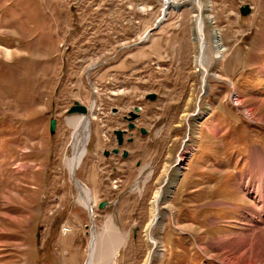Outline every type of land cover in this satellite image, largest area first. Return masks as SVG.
<instances>
[{
    "label": "rangeland",
    "instance_id": "1",
    "mask_svg": "<svg viewBox=\"0 0 264 264\" xmlns=\"http://www.w3.org/2000/svg\"><path fill=\"white\" fill-rule=\"evenodd\" d=\"M262 70L264 0H0V264H88L93 242L95 264H230L218 239L264 217ZM76 103L90 109L75 180L93 222L66 165ZM136 107L121 153L104 156ZM165 181L156 248L145 231Z\"/></svg>",
    "mask_w": 264,
    "mask_h": 264
},
{
    "label": "bare ground",
    "instance_id": "2",
    "mask_svg": "<svg viewBox=\"0 0 264 264\" xmlns=\"http://www.w3.org/2000/svg\"><path fill=\"white\" fill-rule=\"evenodd\" d=\"M172 4H173L172 1H167L165 3V7H164L165 15L168 12V6H170ZM196 4H197L198 10H199L198 15H197V23H196V37H197V41L199 43V48H200V52H199V54L196 57V64L200 68H202L204 70V76H205V73H207V72L204 69L205 67L203 68V61L205 59L204 58L205 57V51H206V49L209 46V41H208V39L206 37V34H205L206 23H205V19L203 17V6H202V4L199 1L198 2L196 1ZM213 36H214L213 39H214V48H215L214 50L217 53L216 58H220L221 57V53L224 51V45L222 44V40H220V38H221L220 33L215 31ZM238 105H239V102H238ZM92 111L93 110L91 109V112ZM197 111L199 112V115H200L201 111L199 110V107H198ZM253 113H254V111H251L250 114H253ZM92 117H93V119L95 118L94 115H92ZM90 118L82 117L81 119L77 120L76 123L74 122V124L76 125L75 129L77 130L75 132L76 136L74 135V140H75L74 150H75V153H74L73 158H70V159H68V161H66V165H67V169H68L71 177L74 178L75 183H76V180H75L76 171L78 170V168L82 164L83 159L85 157L86 149H87V145L86 144H87V141H88V138H89L90 126H91V119ZM214 133L216 135L219 134L218 126H215ZM256 154H258V153H256ZM255 156H256V160L257 159L259 160L262 157L264 158V155H261V157H260V154H259V156L258 155H255ZM256 162H259V161H256ZM260 162H263V161L261 160ZM180 163H181V161H180ZM169 172H168L167 176L169 175ZM263 173H264V171H263ZM248 179H249V177H248ZM261 180H263V179H261ZM166 181H168V180L166 179ZM166 181H165L164 185L162 186V188H160L155 194V197L153 199V204H152V220L148 224L147 229H146L148 241L150 243H152L153 246L156 247V248L158 246V242L152 237V231H153V229H155L156 227L159 226V223H160V220H161V217H160V203L163 200L166 199V194L167 193L165 194V192L163 191V187L165 186ZM76 185H77V187L79 189V192H80V202L85 206V209L90 213L91 219H92V222H93L94 221L93 220L94 219V213H93L92 199H91V196L89 194L90 192H88L83 185H79L78 186L77 183H76ZM240 187H241L240 190H242V189L245 188V185L243 186V184H241ZM248 187L249 186H247V188H245L244 193L246 192L247 194L252 195L251 193L247 192ZM257 187H259V186H257ZM256 189H258V188H256ZM261 198L262 197H259V199L256 198V201L259 202ZM253 199H254V196H253ZM263 201L264 200H262V203H263ZM254 203H256V202H254ZM258 206H257V208H258ZM260 208L262 209V207H260ZM253 216H255V215H253ZM255 219L253 220L255 222V225H254V223L250 227L247 225L250 228L249 230L248 229L247 230H245V229L242 230L241 229V231L239 233L235 234V235L234 234H229V235H227L225 237H221V238L218 239V243L215 244L216 248L220 252H222V254H221L222 257H224L226 259L230 258L229 259V261H231L230 264H264V234H263L264 232L261 233L260 231H261L262 227L260 228L258 226V222L263 221L264 217L261 216L258 221L255 220ZM255 230H258L257 231L258 234H256L255 236L252 237L251 233L252 232H256ZM253 234H255V233H253ZM94 239H95V237L93 235L92 236V240H94ZM93 246H94V242L91 244L90 259H89L88 264H95L93 262V259H94L93 258ZM151 254H152V252L149 254L148 263L147 264H149V259H150V255ZM3 257H5V256H3ZM226 259H224V260H226ZM1 262H2V260H1Z\"/></svg>",
    "mask_w": 264,
    "mask_h": 264
},
{
    "label": "water",
    "instance_id": "3",
    "mask_svg": "<svg viewBox=\"0 0 264 264\" xmlns=\"http://www.w3.org/2000/svg\"><path fill=\"white\" fill-rule=\"evenodd\" d=\"M241 13L244 16H247L251 13V8L250 6L246 5L243 6L241 8ZM149 35V34H148ZM206 80H207V73H205L204 76V80H203V93L202 95L205 93V90L207 89V84H206ZM147 99L151 102L155 101L157 99V96L155 94H150L147 96ZM140 112H141V108L136 107L134 108V111L131 112L128 117H126V120L128 121V130H116L114 132V135L116 136V140H117V144L118 147L113 149L111 152L107 151L105 152V156L109 157L110 154L113 155H118L121 152V148L124 146L125 144V136L128 134L129 131H133L136 128L135 125V121L140 117ZM90 113V109H88L86 106L80 104V103H76L73 107H71V109L68 111L69 115H82L83 117H87L89 116ZM56 126H57V121L56 120H52L50 123V131L51 133H54L56 130ZM142 133L146 134V131L144 129H142ZM134 140L132 139V137L130 139L127 140L128 143L133 142ZM129 153L127 151L123 152V158L126 159L128 157ZM171 172V171H170ZM168 178V177H167ZM76 183L79 185H83L79 180L76 179ZM84 186V185H83ZM109 203L108 202H103L99 205L100 209H104V207H106ZM147 233V231H145ZM151 258H152V254L150 255V259H149V264H151Z\"/></svg>",
    "mask_w": 264,
    "mask_h": 264
},
{
    "label": "crops",
    "instance_id": "4",
    "mask_svg": "<svg viewBox=\"0 0 264 264\" xmlns=\"http://www.w3.org/2000/svg\"><path fill=\"white\" fill-rule=\"evenodd\" d=\"M256 56H257V54H256ZM262 73H264V70H262ZM104 156H105V154H104ZM123 158V157H122ZM124 159V158H123ZM85 172V171H84ZM78 191H79V189H78Z\"/></svg>",
    "mask_w": 264,
    "mask_h": 264
},
{
    "label": "flooded vegetation",
    "instance_id": "5",
    "mask_svg": "<svg viewBox=\"0 0 264 264\" xmlns=\"http://www.w3.org/2000/svg\"><path fill=\"white\" fill-rule=\"evenodd\" d=\"M141 133H142V130H141ZM142 134H143V133H142ZM143 135H145V134H143ZM128 139H130V138H128ZM128 139H127V140H128ZM132 139H133V138H132ZM133 140H134V139H133ZM127 143H128V142H127ZM131 143H133V142H131ZM119 154H120V153H119Z\"/></svg>",
    "mask_w": 264,
    "mask_h": 264
}]
</instances>
